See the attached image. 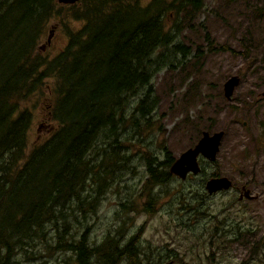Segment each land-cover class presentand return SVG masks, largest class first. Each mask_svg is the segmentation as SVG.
I'll return each instance as SVG.
<instances>
[{
    "label": "trees",
    "instance_id": "trees-1",
    "mask_svg": "<svg viewBox=\"0 0 264 264\" xmlns=\"http://www.w3.org/2000/svg\"><path fill=\"white\" fill-rule=\"evenodd\" d=\"M200 5L199 0L144 5L78 0L65 6L55 0H0V264H14L15 251L46 234L48 223L55 230L50 245L55 240L56 248L72 251L77 264H140L136 232L124 240L119 226L97 243L88 240L84 225L76 240L60 243L57 218L63 220L65 211L90 216L126 173L131 139L152 128L157 104L152 76L161 67L173 68L178 54L180 62L187 56L177 38L179 15ZM63 7L82 24L66 28L64 46L49 57L37 45L46 23ZM41 93L51 130L42 138L36 133L27 148L31 109L21 104ZM141 157L146 175L134 194L150 211L154 187L172 176L173 157L166 149L160 160L149 150ZM89 183L95 187L88 189ZM129 195L119 200L121 209L135 208Z\"/></svg>",
    "mask_w": 264,
    "mask_h": 264
},
{
    "label": "rangeland",
    "instance_id": "rangeland-1",
    "mask_svg": "<svg viewBox=\"0 0 264 264\" xmlns=\"http://www.w3.org/2000/svg\"><path fill=\"white\" fill-rule=\"evenodd\" d=\"M199 1L197 11L179 15L177 38L187 56L180 62L178 54L173 68L161 67L152 76L157 104L151 130L131 139L126 173L93 214L82 218L65 211L63 220L57 218L60 243L76 240L84 225L88 240L97 243L123 226L124 240L137 233L140 264H264V0ZM63 8L46 23L37 45L49 57L64 46L65 29L82 24L72 9ZM233 75L239 81L226 99L222 85ZM45 102L41 93L21 104L31 109L27 148L36 133L42 138L51 130ZM204 132L223 133L214 157L198 153L197 172H171V162ZM163 149L173 157L172 176L154 187L157 198L147 211L134 194L146 175L141 155L149 150L160 160ZM211 173L230 178L231 187L207 192L203 184ZM241 185L251 197H238ZM129 192L135 208L121 209L118 202ZM49 224L44 237L38 233L30 246L15 251L14 264H77L72 251L56 248L55 240L50 245L55 230Z\"/></svg>",
    "mask_w": 264,
    "mask_h": 264
},
{
    "label": "water",
    "instance_id": "water-1",
    "mask_svg": "<svg viewBox=\"0 0 264 264\" xmlns=\"http://www.w3.org/2000/svg\"><path fill=\"white\" fill-rule=\"evenodd\" d=\"M58 4L68 5L73 4L78 0H55ZM49 39H47L48 42ZM239 78L235 75L230 76L225 80L222 85L223 95L226 99H229L234 87L237 85ZM264 95V92H263ZM222 132H216L213 134L203 133L202 136L197 140V142L184 151H182L170 164L169 169L171 172L178 174L183 177L186 172H197L199 169L196 156L198 153L205 156L206 158H213L216 150L218 149V144L222 136ZM232 181L230 178L224 175H212L209 176L203 184V187L207 192L213 193L218 190L227 189L230 187ZM243 194L246 197H251L249 194V189L245 188L243 185L241 187ZM241 197V194L238 196ZM165 264H169L166 262Z\"/></svg>",
    "mask_w": 264,
    "mask_h": 264
},
{
    "label": "flooded vegetation",
    "instance_id": "flooded-vegetation-1",
    "mask_svg": "<svg viewBox=\"0 0 264 264\" xmlns=\"http://www.w3.org/2000/svg\"><path fill=\"white\" fill-rule=\"evenodd\" d=\"M264 92V91H263ZM263 92H262V97H264V95H263ZM231 185H232V183H231ZM231 185H230V187H231ZM229 187V188H230ZM242 187V185L240 186V188ZM228 189V188H227ZM219 191V190H218ZM216 192V191H215ZM214 193V192H213ZM239 194H241V197L240 198H242V197H246L244 194H243V192H241V193H239Z\"/></svg>",
    "mask_w": 264,
    "mask_h": 264
}]
</instances>
